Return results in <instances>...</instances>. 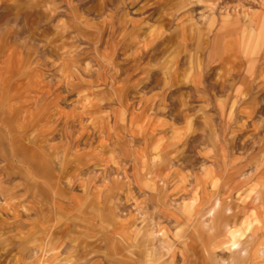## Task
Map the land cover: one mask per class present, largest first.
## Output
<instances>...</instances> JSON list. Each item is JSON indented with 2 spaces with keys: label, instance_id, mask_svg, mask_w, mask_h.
<instances>
[{
  "label": "rangeland",
  "instance_id": "1",
  "mask_svg": "<svg viewBox=\"0 0 264 264\" xmlns=\"http://www.w3.org/2000/svg\"><path fill=\"white\" fill-rule=\"evenodd\" d=\"M144 259L264 264V0H0V264Z\"/></svg>",
  "mask_w": 264,
  "mask_h": 264
},
{
  "label": "crops",
  "instance_id": "2",
  "mask_svg": "<svg viewBox=\"0 0 264 264\" xmlns=\"http://www.w3.org/2000/svg\"><path fill=\"white\" fill-rule=\"evenodd\" d=\"M170 215L177 219V216L173 212ZM119 227H120V231L122 233H125L126 236H128V234L130 233V228H131L130 227V224L123 222V223H120V226ZM185 255L186 254H182V256H185ZM149 263H150V259H144L141 262V264H149Z\"/></svg>",
  "mask_w": 264,
  "mask_h": 264
},
{
  "label": "bare ground",
  "instance_id": "3",
  "mask_svg": "<svg viewBox=\"0 0 264 264\" xmlns=\"http://www.w3.org/2000/svg\"><path fill=\"white\" fill-rule=\"evenodd\" d=\"M215 209H217V206L215 205L213 208H212V211H214ZM212 214V213H211ZM213 215V214H212Z\"/></svg>",
  "mask_w": 264,
  "mask_h": 264
}]
</instances>
